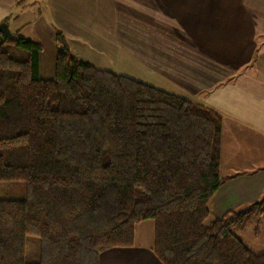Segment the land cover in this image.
<instances>
[{
	"label": "trees",
	"instance_id": "16d2710c",
	"mask_svg": "<svg viewBox=\"0 0 264 264\" xmlns=\"http://www.w3.org/2000/svg\"><path fill=\"white\" fill-rule=\"evenodd\" d=\"M56 39L46 79L40 42L0 38V181L26 185L24 198L0 199V264H100L147 219L162 264H264L236 233L264 216V196L205 223L223 182L221 114Z\"/></svg>",
	"mask_w": 264,
	"mask_h": 264
},
{
	"label": "crops",
	"instance_id": "0c3cea01",
	"mask_svg": "<svg viewBox=\"0 0 264 264\" xmlns=\"http://www.w3.org/2000/svg\"><path fill=\"white\" fill-rule=\"evenodd\" d=\"M3 21L12 35L43 45L42 78L54 77L62 31L76 57L118 72L124 68L112 65L123 58L130 65L124 75L221 114L224 180L208 205L212 219L263 194L264 0H0ZM83 38L99 43L104 55L97 46L96 54L84 55ZM45 43L54 52L47 67ZM143 221L134 244L103 250L100 264H162L153 250L154 221L149 232ZM236 233L252 251L264 252V216Z\"/></svg>",
	"mask_w": 264,
	"mask_h": 264
},
{
	"label": "rangeland",
	"instance_id": "374dc122",
	"mask_svg": "<svg viewBox=\"0 0 264 264\" xmlns=\"http://www.w3.org/2000/svg\"><path fill=\"white\" fill-rule=\"evenodd\" d=\"M87 42H88V40L86 38L82 39L83 45H81V46L86 49V50L82 51V53L88 57H91L94 53L96 54V52H97V50H95L94 46H97L98 48H100L99 47L100 44L99 43L94 44L92 42H90V44H87ZM51 46H52L51 43L50 44L45 43V51H44V54L42 56V63H43V65H45V67H47L50 64V60L53 57L54 52L51 49ZM100 52L104 55V52L102 51V49L100 50ZM105 62H107V65H109L111 63V61H105ZM116 62L117 63H114L115 65H112V66L123 67L124 69H122L123 70L122 72H126L128 70L126 68H130V65H124L125 60L123 58L119 59V61H116ZM115 70H117V71H113V72L117 73L118 70H121V69H115ZM122 72H118V74H120V73L123 74ZM44 75L46 76L47 72H44ZM25 196H26V185H25L24 181H22V180L0 181V199H2V198L3 199H21V198H24ZM263 196H264V192L255 201L260 200ZM255 201H253V202H255ZM244 205H242V206H244L246 208L249 204L248 205L244 204ZM210 220H212V218L209 216V218L206 220L205 223L208 224L210 222ZM144 221H146V222H144ZM144 221L142 222L143 224L141 226V229H143L144 231L147 229V231L149 232L150 228H152L150 226V223L152 224L153 220L147 219ZM135 227L139 228L140 226H138V224H136ZM244 237H245L246 241H249L253 238V234L250 230H247ZM27 242H28V247H27V251H26L27 260H30V261L31 260L32 261L38 260V258H39V241H38V238L36 236H28Z\"/></svg>",
	"mask_w": 264,
	"mask_h": 264
},
{
	"label": "water",
	"instance_id": "95a60500",
	"mask_svg": "<svg viewBox=\"0 0 264 264\" xmlns=\"http://www.w3.org/2000/svg\"><path fill=\"white\" fill-rule=\"evenodd\" d=\"M12 36V32L9 28V25L6 21L0 23V38L4 41L8 37Z\"/></svg>",
	"mask_w": 264,
	"mask_h": 264
}]
</instances>
